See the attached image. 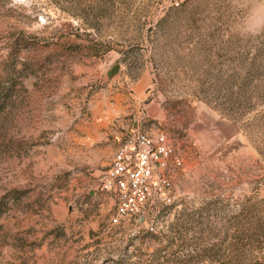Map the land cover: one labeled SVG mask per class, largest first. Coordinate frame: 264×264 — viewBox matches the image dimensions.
Listing matches in <instances>:
<instances>
[{"label": "rangeland", "instance_id": "374dc122", "mask_svg": "<svg viewBox=\"0 0 264 264\" xmlns=\"http://www.w3.org/2000/svg\"><path fill=\"white\" fill-rule=\"evenodd\" d=\"M179 2L0 0V264L233 255L232 217L264 199V0ZM136 128L174 146L175 200L112 226L100 181Z\"/></svg>", "mask_w": 264, "mask_h": 264}, {"label": "built area", "instance_id": "2783aa9c", "mask_svg": "<svg viewBox=\"0 0 264 264\" xmlns=\"http://www.w3.org/2000/svg\"><path fill=\"white\" fill-rule=\"evenodd\" d=\"M179 4L172 0L173 6ZM180 168L182 161L163 133L129 131L100 181V190L113 201L109 223L116 226L148 210L170 207L175 200L172 173Z\"/></svg>", "mask_w": 264, "mask_h": 264}, {"label": "trees", "instance_id": "16d2710c", "mask_svg": "<svg viewBox=\"0 0 264 264\" xmlns=\"http://www.w3.org/2000/svg\"><path fill=\"white\" fill-rule=\"evenodd\" d=\"M7 93H0V114L6 107ZM233 232L228 246L233 255L223 256L222 259H210L214 264H242L245 261L243 254H237L239 247L244 246V239L252 246L249 250L260 249L264 240V199L256 200L254 197L244 198L238 214L232 217ZM240 244V245H239ZM246 245V244H245ZM256 246V247H254ZM227 249V248H226ZM252 253V252H251ZM257 264L256 258L247 260L248 264Z\"/></svg>", "mask_w": 264, "mask_h": 264}, {"label": "water", "instance_id": "95a60500", "mask_svg": "<svg viewBox=\"0 0 264 264\" xmlns=\"http://www.w3.org/2000/svg\"><path fill=\"white\" fill-rule=\"evenodd\" d=\"M118 72H119V65H115L110 69L107 76L108 78H112L113 76L117 75Z\"/></svg>", "mask_w": 264, "mask_h": 264}, {"label": "clouds", "instance_id": "9594fccd", "mask_svg": "<svg viewBox=\"0 0 264 264\" xmlns=\"http://www.w3.org/2000/svg\"><path fill=\"white\" fill-rule=\"evenodd\" d=\"M258 30H259L258 28L253 30H247L242 32L241 34L244 36H251V35H255Z\"/></svg>", "mask_w": 264, "mask_h": 264}]
</instances>
